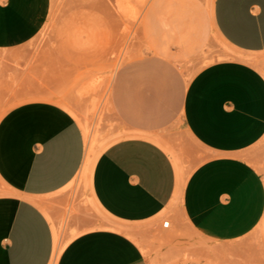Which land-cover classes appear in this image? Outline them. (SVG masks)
<instances>
[{"label": "crops", "instance_id": "crops-1", "mask_svg": "<svg viewBox=\"0 0 264 264\" xmlns=\"http://www.w3.org/2000/svg\"><path fill=\"white\" fill-rule=\"evenodd\" d=\"M51 9L52 0H0V50L33 41ZM212 24L236 51L264 53V0H215ZM192 91L193 126L213 154L186 179L149 135L93 156L90 195L116 225L77 217L85 230L57 264H264V175L251 151L264 136V75L231 59L202 70ZM90 148L78 121L55 104H24L2 117L0 180L14 196L1 203L0 264H51L61 216L53 205L65 201L60 194L83 173ZM167 213L171 231L161 220Z\"/></svg>", "mask_w": 264, "mask_h": 264}, {"label": "rangeland", "instance_id": "rangeland-1", "mask_svg": "<svg viewBox=\"0 0 264 264\" xmlns=\"http://www.w3.org/2000/svg\"><path fill=\"white\" fill-rule=\"evenodd\" d=\"M214 1L52 0L47 25L33 41L0 50V120L20 105L52 103L78 121L95 160L117 141L149 135L178 165L181 179L188 178L213 154L190 115L198 106L196 76L231 59L264 75V53L236 51L216 32ZM252 150L264 175V136ZM90 182L81 173L60 194L65 201L53 205L61 211L63 247L85 230L74 224L77 217L116 225L93 200ZM13 196L0 180V219L1 203ZM171 215L161 220L172 222ZM182 224L188 229L186 218Z\"/></svg>", "mask_w": 264, "mask_h": 264}, {"label": "bare ground", "instance_id": "bare-ground-1", "mask_svg": "<svg viewBox=\"0 0 264 264\" xmlns=\"http://www.w3.org/2000/svg\"><path fill=\"white\" fill-rule=\"evenodd\" d=\"M86 130V129H85ZM88 134V133H87ZM94 148H90L87 154V160H86V165L83 169V173L87 174L88 167L90 165V161L92 160L94 156ZM103 228V227H102ZM54 232H55V249H54V254H53V259L51 264H57L61 253L63 252L65 246L63 247L61 245V232L60 229L54 226Z\"/></svg>", "mask_w": 264, "mask_h": 264}, {"label": "built area", "instance_id": "built-area-1", "mask_svg": "<svg viewBox=\"0 0 264 264\" xmlns=\"http://www.w3.org/2000/svg\"><path fill=\"white\" fill-rule=\"evenodd\" d=\"M170 225H171V222L168 221V220H165V221L163 222V227L166 228V229L170 228Z\"/></svg>", "mask_w": 264, "mask_h": 264}]
</instances>
